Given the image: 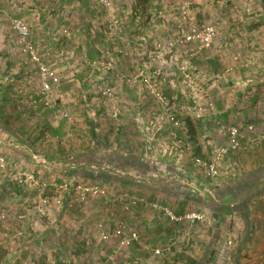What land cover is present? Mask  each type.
Returning a JSON list of instances; mask_svg holds the SVG:
<instances>
[{"label":"rangeland","instance_id":"obj_1","mask_svg":"<svg viewBox=\"0 0 264 264\" xmlns=\"http://www.w3.org/2000/svg\"><path fill=\"white\" fill-rule=\"evenodd\" d=\"M206 2L214 3L212 22L199 21L194 0L186 6L182 0H150L141 11L135 10L133 0H0V158L5 160L0 169V264L189 263L186 254L172 252L171 240L179 245L177 237L160 238V230L178 225L164 213L172 210L160 186L154 181L151 194L144 167L134 173L129 167L116 168L115 161L117 151L138 150L135 155L141 161L148 154L152 171H147L153 178L184 170L193 186L185 190L189 195L195 193V184L216 181L227 171L222 162L243 148L241 142L234 153H217L227 145L221 132L234 125L214 118L211 90L225 97L229 80L240 99L247 96V110L255 108L260 114L256 119L263 129L252 125V142H264L263 16L251 20L258 19L249 25L257 26L255 33L246 30L248 13L257 15L261 6L249 0ZM15 22L25 27L23 41ZM202 27L214 28L216 37L209 50L200 52L195 40L187 41L186 36L191 28ZM30 51L38 63L31 60ZM202 54L219 58L225 67L212 76L198 73L194 61ZM39 66L58 78L47 93L41 91ZM238 81L258 84L246 90L235 87ZM205 103L212 104V112ZM81 111L90 125L79 117ZM194 114L205 119L195 136L205 145L203 155L190 144L191 151L180 150L185 141H192L187 119ZM173 115L177 126L171 130ZM72 125V141L65 142L63 136ZM1 130L9 132V139ZM159 130H167L163 138ZM86 135L90 142L109 143L107 153H97L104 163L79 161ZM148 137L156 141L154 146L146 142ZM257 147L250 152L258 153ZM213 158L217 175L212 179L189 164L194 159L211 163ZM45 162L51 163V170ZM177 162L184 167L178 169ZM92 164L101 165L99 171L115 180L108 185L91 181L87 176H92ZM70 184L98 185L107 196L76 201L77 195L67 197L63 190ZM123 194L146 204L123 213L114 201ZM194 210L190 206L188 212ZM120 222L137 232L138 243L117 247L111 235ZM179 227L181 248L191 249L197 241L189 231L193 226ZM103 234L109 239L103 240ZM156 249L163 250L164 257L154 258Z\"/></svg>","mask_w":264,"mask_h":264},{"label":"crops","instance_id":"obj_2","mask_svg":"<svg viewBox=\"0 0 264 264\" xmlns=\"http://www.w3.org/2000/svg\"><path fill=\"white\" fill-rule=\"evenodd\" d=\"M249 1L250 4H259L261 6L257 15L248 13V17H246V30L252 34L255 33L257 26L251 27L249 25L255 24L254 22H256L260 18V16H263L262 21H264V0ZM227 2H231V0H227ZM194 3L198 5V8H196V12L199 21L201 22L202 20V22H206V19H208V21L212 22V11L214 10V3H207L206 0H194ZM256 16L258 17V19H254L253 21H251ZM194 62V67L198 73H207L209 74V76H212L215 72L217 73L220 70H223V67H225L226 65L221 62L219 58L211 57L207 54L200 55ZM226 82H228V90L226 91V93L228 94H225V97H220V94H218L217 91L211 90V94L213 96L211 97V99L213 101L211 99L210 100L214 103V105H216L214 118L219 116V119L221 121L223 120L224 123H228L227 125L230 124L234 126H241L244 130L247 125H253V127L258 126V128L261 129L262 127L257 123L256 119L260 115L257 109L251 108L247 110V96L240 99V95H236V93L231 90V88H234L232 87L233 80H229ZM255 84L258 83H245L242 81H238L235 83V87L240 89L241 87H245L247 90L251 86H255ZM209 89L211 88L209 87ZM237 92L241 91L238 90ZM3 98L7 99L6 96H4ZM242 106H244V108ZM78 115L81 119L84 118L86 120V125H90L91 120H87L82 111ZM165 118L167 119L166 116ZM204 120L205 119L202 118L200 119V117L197 119L196 114L193 115V119H187L189 130L188 133L190 136L192 135V141H185V143L182 145V148L180 149L179 147V149L182 150V153L191 151L192 147V150L194 149L195 153L201 152V155L205 154L206 148L203 141L200 138L195 139V136L198 133V126L199 124L204 123ZM261 120H263V118ZM243 125H245L246 127ZM72 127H74V125L69 127L70 129L66 130L67 133H65V135L63 136L65 142L72 141V139H68ZM157 130L147 132L146 136L154 133ZM1 133L2 135L6 134L7 139H9L8 137L10 134L9 132H7V130H1ZM166 133L167 130H159V135L162 138ZM253 134L255 135L254 131L250 134L246 133L245 139L242 140L243 148L240 149L238 153L229 156L225 161L222 162V170H227L224 171V174L228 175V177L226 176L225 178H221L222 176H224L223 174L221 177L217 178L216 181H211V183L195 184V190L197 192L195 191V193L191 195L186 194L185 191L187 189L189 190L193 186L190 185V180L186 179L187 175L184 170L177 172V176H170L171 172H169L168 170L167 176L153 178L152 174L148 172L152 171L151 167H149L150 160L148 159V154L146 155L147 159H143L144 161H141L142 159H140V156L137 157V155H135L138 150H136V152L117 151L116 155L118 157V160L115 161V164H117L116 168L122 167L120 169H123L129 167L132 172L138 173L140 172V169H142L141 172H143L144 167L146 170V172L144 173L147 174H145L147 176V178L145 179V187L150 189L149 192L153 194V190L155 188L153 187V182L156 181L155 184H158L160 186L161 192L163 193V198L166 199L167 206L172 210L174 215L187 213L189 207L192 206V210L196 209V213L204 216V222L200 224V227H196L198 226V224H195L193 225V227H191L192 229L189 230L190 233L196 235L195 238L197 239V241H194L195 246L191 247V249L189 248L190 246H186L188 250L181 248V246H183V243L180 244L179 234L182 228L179 227V224L170 226L172 228L169 227L167 229L160 230L161 239L168 240L169 238L173 239L174 237H177L176 239L179 240L177 242L180 246L176 245L173 240H171V245L173 244L172 252L177 253V255H180L181 253L184 255L186 254L187 257L185 258V260H187L188 262L196 261L197 264H264V142H252L251 138H253ZM95 137L96 136L93 134V138ZM263 137L264 136H261V139H263ZM42 140L43 139L41 137V141ZM39 142L40 140H38V143ZM106 142V140L99 143H93L92 141L90 142L89 137H87L86 135V140L81 142V148L85 149L84 151H82V149L80 150L81 152H84V155H81L79 159L80 162H83L82 165H84V163L86 164V161L104 163L105 161L97 153L99 151L107 153L108 149H110V146L109 143L107 144ZM146 142L154 146L153 144L156 141H151L149 138L146 140ZM36 143L37 141L34 142V144ZM189 144L191 147L189 146ZM127 145H130V143H128ZM66 146L68 145L66 144ZM187 147L188 149L190 148L188 151H186ZM254 147L258 148V153L250 152ZM150 149L151 148L149 147L148 150ZM177 164H180L177 165L178 169H180V167H184V163L177 162ZM189 164L190 166H192L191 168L193 170L200 171L199 168L194 165L193 161ZM45 165L49 169L52 167L51 163L49 162H45ZM69 165L71 167L72 163H69ZM92 165L95 166L96 164ZM165 165L169 164H167L166 162ZM100 166H95L94 169L96 170L93 169L92 171H90L92 176L90 175L87 177L91 179V181L95 179V181H103L108 185L115 179H112L111 176H106V173H104V171H99ZM73 173H75V171ZM119 180H122V182H124L123 179ZM132 182L134 185L138 184L137 181ZM168 184L172 185L173 187L175 186L174 188H176V190H180L182 194L172 190ZM150 198H153V195H151ZM143 204H146V202H144ZM205 224L207 227L205 226ZM153 228L155 229V227ZM227 240L231 241V246L229 248L228 255H225L222 253L221 249ZM185 260H182V263H184Z\"/></svg>","mask_w":264,"mask_h":264},{"label":"built area","instance_id":"obj_3","mask_svg":"<svg viewBox=\"0 0 264 264\" xmlns=\"http://www.w3.org/2000/svg\"><path fill=\"white\" fill-rule=\"evenodd\" d=\"M186 5L189 4L191 0H182ZM15 28L18 30L19 34L21 35L22 41L25 39L26 36V31L25 27L21 25L19 22H15ZM216 37V31L212 27H202V29H195L191 28L190 30V35L186 36V40L190 41L194 39L193 43L195 44V50L197 51H205L209 50L210 47L212 46L214 39ZM31 55V60L38 63L39 58L35 56V53L33 51L29 52ZM38 78L40 81V87L42 93H47L51 91L52 87L57 84L58 78L57 76L50 71V69L45 68L43 66H39L38 68ZM130 82V81H127ZM207 110L209 112L213 111V107L211 103H205ZM199 111L202 110L201 105H198ZM170 122L172 123L171 129H175V126H177V119L176 117L170 116L169 117ZM225 132V135L227 136V145H225L221 149H217V153L222 155V154H230L234 153L236 150L240 148V144L242 140L245 139L246 133L250 134L253 132V127L252 126H247L245 130L241 126H233L226 128L225 131H222L221 133ZM188 150V147L186 148ZM217 154V155H218ZM216 159L213 158L211 163H205V161H202L200 159H194V163L204 171V174L209 177L213 178L217 175L216 168ZM5 168V160L3 158H0V169ZM45 186V185H43ZM65 193H67V197L70 193H73L74 195L78 196V199L76 198V201L80 200L83 201L86 198H105L107 194L104 192L103 189H101L98 185H92V186H81V185H69L65 186L63 188ZM66 197V196H65ZM115 202L119 201L121 205V211L123 213H128L131 211L133 208L137 207L138 205L142 204L144 200L142 199H137L132 196H127L126 194H123L119 197H117ZM59 203V201L57 200ZM46 203V200L45 202ZM164 213L166 214L167 218L171 223H176V224H188L189 226H193L195 224H202L204 222V216L196 213V212H187L182 215H174L172 212L168 211L167 209H164ZM116 241L117 247L120 248H127L133 244H136L139 242V237L136 231H134L131 227H126L124 223L120 222L117 224L115 229L113 230V233L111 235ZM103 240H108L109 236L106 234H103ZM231 246V241L227 240L226 243L223 245L221 251L223 254L226 253V250L229 249ZM153 256L156 259H160L161 257H164L163 250L156 249L153 252ZM157 264V263H155Z\"/></svg>","mask_w":264,"mask_h":264},{"label":"trees","instance_id":"obj_4","mask_svg":"<svg viewBox=\"0 0 264 264\" xmlns=\"http://www.w3.org/2000/svg\"><path fill=\"white\" fill-rule=\"evenodd\" d=\"M136 11L145 10L146 7L150 4V0H133ZM182 215V214H180ZM179 216V215H177ZM229 249L226 250L225 255H228ZM188 264H197L196 261H190Z\"/></svg>","mask_w":264,"mask_h":264}]
</instances>
